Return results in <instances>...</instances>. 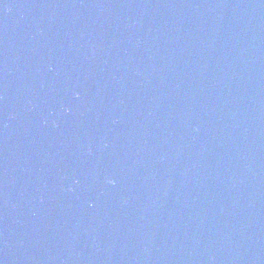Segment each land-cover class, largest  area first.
<instances>
[{
  "label": "water",
  "instance_id": "95a60500",
  "mask_svg": "<svg viewBox=\"0 0 264 264\" xmlns=\"http://www.w3.org/2000/svg\"><path fill=\"white\" fill-rule=\"evenodd\" d=\"M0 264H264V0H0Z\"/></svg>",
  "mask_w": 264,
  "mask_h": 264
}]
</instances>
